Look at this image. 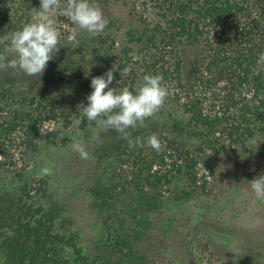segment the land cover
<instances>
[{
    "label": "rangeland",
    "instance_id": "1",
    "mask_svg": "<svg viewBox=\"0 0 264 264\" xmlns=\"http://www.w3.org/2000/svg\"><path fill=\"white\" fill-rule=\"evenodd\" d=\"M22 1L3 10L2 21L7 23L3 35L21 29L31 20V9L40 7L39 0ZM95 2L103 8L109 21L100 36L112 38L119 49L133 19L131 3L147 14L165 11V7L157 8L147 0ZM162 3L167 6L166 1ZM168 14L163 19H169ZM56 21L61 31V48L41 77H28L11 69L0 71V113H3L0 115V193L11 192L22 183L31 187L37 181L46 183L48 192L70 221L69 231L76 235L73 244L79 253L76 255L71 247H65L61 255L66 264H264V257L253 262L237 259L250 246L231 231L238 226L257 245H264V200L257 199L247 183L264 171V134L256 133L253 139L244 140L243 146L238 147L229 145V133L225 130L217 140L218 145L228 148L218 151V145L203 146L198 152L195 142L171 130L173 120L185 123L187 115L176 105H165L145 121L144 127H139L143 130L145 149L134 150L131 155V148H118L121 153L116 154L113 149L108 158L103 157L102 148L105 146L108 150L109 144L117 143V133H105L86 119L77 124L81 116L78 105H87L86 97L92 92L91 79L113 67L116 71L110 87L119 90L127 86L133 92L136 90L128 74L121 77L120 71L124 69L114 59L117 52L112 53L108 48L100 52L103 56H100V67L97 66L89 60L93 52L88 42L90 36L81 33L78 45L64 47V38L72 25L59 13ZM158 23L164 22L158 20ZM138 46L128 53L132 58L125 68L131 73L136 68L134 63L144 57V52L138 54ZM185 54L191 56L192 51L187 50ZM206 54L204 50L203 55ZM217 100L213 110L222 113L225 109ZM35 130L36 133L30 134ZM153 133L163 145L159 152L147 145ZM77 140L85 143L89 160H82L72 150L71 144ZM179 146L188 150L189 155H184ZM190 159L192 166L176 167L181 163L190 165ZM178 160L180 164L176 163ZM44 168H49L50 174H44ZM157 176L161 177L159 184L153 179ZM96 181L108 191L107 197L98 199L94 206L88 189ZM145 181H154V186ZM182 190L191 193V197L174 201L173 197ZM140 193L156 198L160 205L144 217L136 208ZM137 215L142 217L140 230L145 235L138 242H130L131 247L119 244L115 235L122 233L118 230L119 220H123L124 231L129 233L136 227ZM221 228L229 230L223 232L226 239L216 236L219 234L216 229ZM123 256L127 257L121 259ZM131 257L142 260L132 261Z\"/></svg>",
    "mask_w": 264,
    "mask_h": 264
},
{
    "label": "trees",
    "instance_id": "2",
    "mask_svg": "<svg viewBox=\"0 0 264 264\" xmlns=\"http://www.w3.org/2000/svg\"><path fill=\"white\" fill-rule=\"evenodd\" d=\"M160 1L147 0L157 8L165 7L162 14H147L130 4L133 25L123 34L120 49L115 47L112 38L89 37L90 51H93L89 60L100 67V56H103L100 52L104 53L108 48L117 52L114 59H118L119 68L123 70L130 62L128 53L139 45L138 54L144 52V57L134 63V73H128L130 84L133 83L136 90L143 75H161L169 88L166 101L175 102L188 117L185 123L173 120L171 130L195 142L198 152L203 146H217V138L225 130L229 133V145L238 147L243 146L244 140L253 139L256 133L264 134V63L257 62L259 54L264 52V0H163L167 6H163L164 2L160 5ZM165 12L170 15L167 20L163 19L168 18ZM158 20L164 23L160 24ZM1 21L3 30L5 25ZM187 50L192 51L191 56L185 54ZM204 50H207L206 55H203ZM216 98H219L218 105L225 109L222 113L213 110ZM36 132L30 131V134ZM129 132L132 139L141 137L143 140V130L139 127ZM115 140L117 143L109 144L108 150L105 146L102 148L103 157L108 158L113 149H130L128 141L119 134ZM145 146L144 141V149ZM141 148L133 147L129 154L133 155L134 150ZM225 148L228 146L220 144L217 150ZM179 149L184 155H189L188 150L180 146ZM119 153L116 150V154ZM191 162L190 159V165L185 164L184 168L192 166ZM153 179L159 184L161 177ZM145 182L154 186V181ZM88 190L94 206L98 199L107 197L108 190L100 182L96 181ZM190 197L191 193L182 190L173 200L186 201ZM159 206L156 198L147 193L138 194L136 208L143 217ZM63 212L44 181H37L34 187L22 183L11 192H1L0 264H66L61 255L65 247H71L78 255L79 251L73 244L76 235L69 231L70 221ZM140 215L134 221L135 229L129 233L124 231L123 220H119L118 230L122 233H115L119 244L131 247L132 242L143 238ZM216 230L218 239H226L223 232H229L228 229ZM232 230L235 231L233 236L250 246L243 257L238 255L237 259L253 262L264 257V245H257L256 240L250 235L245 236L244 230L238 226ZM136 260L141 261L142 258H132V261Z\"/></svg>",
    "mask_w": 264,
    "mask_h": 264
},
{
    "label": "clouds",
    "instance_id": "3",
    "mask_svg": "<svg viewBox=\"0 0 264 264\" xmlns=\"http://www.w3.org/2000/svg\"><path fill=\"white\" fill-rule=\"evenodd\" d=\"M39 9L32 8L31 20L21 29L6 32L0 36V71L14 70L28 77L42 76L48 62L53 60L61 48V31L57 27L56 15L66 17L71 22V30L64 38V47L79 43L81 33L90 37L101 34L109 21L103 8L95 0H39ZM258 63H264V52L258 56ZM113 69L91 79L92 92L86 97L87 105H78L81 116L76 123L86 119L103 131H114L128 141L130 148L143 147L141 137L132 139L129 129L144 127L145 121L155 116L166 103L169 88L159 74H145L133 92L125 86L119 90L110 87L114 80ZM130 69L120 71L121 77ZM95 139V137H94ZM147 145L159 152L162 142L156 133L147 139ZM71 148L82 160H89L90 154L82 141H74ZM44 174H50L44 168ZM211 178V177H210ZM251 191L259 200H264V171L251 182Z\"/></svg>",
    "mask_w": 264,
    "mask_h": 264
},
{
    "label": "built area",
    "instance_id": "4",
    "mask_svg": "<svg viewBox=\"0 0 264 264\" xmlns=\"http://www.w3.org/2000/svg\"><path fill=\"white\" fill-rule=\"evenodd\" d=\"M19 3V0H10V2H8L7 0H1V3H0V19L2 20V15L1 14H3V10H5L6 8H10L11 7V5H14V4H18ZM1 23H2V25H5L4 23H3V21H1ZM6 26H7V23H6V25H5V27H4V29L2 30L1 28H0V36H3V32H4V30L6 29ZM112 53H116L114 50L112 51ZM3 94H4V91L3 92H1V97H2V99L4 98V96H3ZM171 98V97H170ZM1 105V104H0ZM165 105H169V106H171V105H176V103L175 102H171L170 100H168V101H166V103L164 104V106ZM2 114L3 113H0V115L2 116ZM2 118V117H1ZM2 120V119H1ZM177 164H180L181 163V161L180 160H178L177 162H176ZM176 167L177 168H179V169H182V167H183V164L181 163V165H176Z\"/></svg>",
    "mask_w": 264,
    "mask_h": 264
},
{
    "label": "crops",
    "instance_id": "5",
    "mask_svg": "<svg viewBox=\"0 0 264 264\" xmlns=\"http://www.w3.org/2000/svg\"><path fill=\"white\" fill-rule=\"evenodd\" d=\"M131 25L129 26V28H131V26L133 25V21L131 20V23H130ZM99 36H100V34H99Z\"/></svg>",
    "mask_w": 264,
    "mask_h": 264
}]
</instances>
